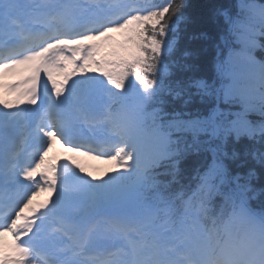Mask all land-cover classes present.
<instances>
[{
    "label": "snow or ice",
    "instance_id": "snow-or-ice-1",
    "mask_svg": "<svg viewBox=\"0 0 264 264\" xmlns=\"http://www.w3.org/2000/svg\"><path fill=\"white\" fill-rule=\"evenodd\" d=\"M0 264H264V0H0Z\"/></svg>",
    "mask_w": 264,
    "mask_h": 264
},
{
    "label": "rangeland",
    "instance_id": "rangeland-1",
    "mask_svg": "<svg viewBox=\"0 0 264 264\" xmlns=\"http://www.w3.org/2000/svg\"><path fill=\"white\" fill-rule=\"evenodd\" d=\"M108 171H111V170H110V169H107V170H105V171H102V172H101V176H103L104 173H105V172H108Z\"/></svg>",
    "mask_w": 264,
    "mask_h": 264
},
{
    "label": "trees",
    "instance_id": "trees-1",
    "mask_svg": "<svg viewBox=\"0 0 264 264\" xmlns=\"http://www.w3.org/2000/svg\"><path fill=\"white\" fill-rule=\"evenodd\" d=\"M256 209L259 210V206L258 205H256Z\"/></svg>",
    "mask_w": 264,
    "mask_h": 264
}]
</instances>
